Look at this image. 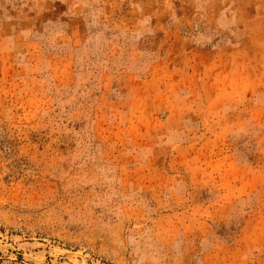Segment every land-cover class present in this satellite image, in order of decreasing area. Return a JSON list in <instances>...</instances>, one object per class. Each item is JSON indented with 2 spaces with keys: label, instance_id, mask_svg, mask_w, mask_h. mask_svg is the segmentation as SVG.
<instances>
[{
  "label": "rangeland",
  "instance_id": "obj_1",
  "mask_svg": "<svg viewBox=\"0 0 264 264\" xmlns=\"http://www.w3.org/2000/svg\"><path fill=\"white\" fill-rule=\"evenodd\" d=\"M83 258L264 264V0H0V264Z\"/></svg>",
  "mask_w": 264,
  "mask_h": 264
},
{
  "label": "bare ground",
  "instance_id": "obj_2",
  "mask_svg": "<svg viewBox=\"0 0 264 264\" xmlns=\"http://www.w3.org/2000/svg\"><path fill=\"white\" fill-rule=\"evenodd\" d=\"M74 254H75V255H79V254H77V253H74ZM83 260L86 262V264H88L87 261H86V259L83 258Z\"/></svg>",
  "mask_w": 264,
  "mask_h": 264
}]
</instances>
